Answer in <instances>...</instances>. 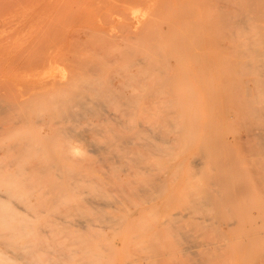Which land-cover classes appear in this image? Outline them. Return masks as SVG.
<instances>
[{"label": "bare ground", "instance_id": "bare-ground-1", "mask_svg": "<svg viewBox=\"0 0 264 264\" xmlns=\"http://www.w3.org/2000/svg\"><path fill=\"white\" fill-rule=\"evenodd\" d=\"M209 3L210 1H208ZM262 4L264 5L263 0L253 2L252 11L255 12L257 19L254 26L257 35V77L264 93V10H261ZM198 6L200 5L198 4ZM207 6L213 8L212 10L207 9L208 12L212 11L209 15L207 14L208 17L200 20V22L197 21L196 17V22H192L194 29L191 26H186L187 29L190 27L189 30H193V34L189 30L190 33L187 34V31L185 34L183 27L180 25L182 31L177 32L175 41L172 40L169 46L168 40L170 39L164 41L168 36L166 33L165 37L160 35L163 38L158 36V39L159 37L164 39L161 41L165 46L160 47L157 44V47L152 48L153 45H151L154 52L151 50L152 52L146 54L147 57L141 54V56L138 55L139 57L134 55V58L131 59L132 56H128L130 61L126 60L129 63L126 60L123 61L127 62L126 67L125 63H120L119 58V63L125 67V70L122 67L123 73L125 71L126 74L122 73V76H119L117 72L120 71H117V68L120 66L112 68L118 74L115 80L118 81L117 84L114 81L115 77L114 79L111 78V70V73L106 71L108 74L110 73L111 77L108 75L107 78V75L104 76L103 73V70L106 69L104 66L109 63L106 58L113 61L116 58L115 54L110 59L105 53L103 54L105 58L100 56L99 64L101 63L100 59H105L103 61L107 62L105 65L102 64L103 62L101 63L104 69L99 64L89 63L90 60L88 64L78 60L79 63L82 62L85 66V68L82 67L84 71L80 68L85 83L82 85L77 82L76 84V97L72 101L75 103L76 108L70 106L61 113L62 118H66L68 121L73 119L77 121V128H74V131L70 125H66L61 131L83 138L82 145L79 142L70 144V149L76 156L79 167L83 162L81 159H84V171L81 172L79 169L75 170L73 168L63 171L64 175H72L74 179L77 178V180H69V183H67V190L69 191L64 197L65 203L71 205L74 209L72 222L80 228L77 229L78 233L73 235H49L47 240L50 241L47 242L39 239L37 242L31 243L18 241L5 244L8 247L20 246V249L0 250V264H113L110 255L115 256V254L110 252V248H108L110 245L101 243L98 240L95 241V236L104 235L106 228H112L115 225V209L118 204L130 200L131 197L139 202L154 198L163 190L171 188L170 185L178 184L184 169L185 180L181 182L180 186L189 189L187 203L185 207L169 212L166 220L161 224H170L177 230V235L179 232L182 238L185 237L183 240H187V237L192 234L189 231V235L187 234L189 229H186L185 226L186 230L183 228L184 221L182 222V220L190 217V223H193L192 220L195 221L194 226L191 224L194 230L191 229L192 226L189 225V221L187 222V228L191 226L190 230L195 231L193 233L198 232L200 226L206 228L211 226L212 229L216 230V233L225 238L224 226L228 229L234 222L231 217L227 220V196L241 194L249 188V183L255 184L258 189H264V99L258 101L259 105L251 106L252 100L237 98L239 88L236 83L238 82H234L233 85L230 80V71L233 72L229 57L230 46L228 44L230 36V1L212 0V6ZM157 8L160 11L153 8V12L155 14L159 11V13H156L157 15L152 14L154 17L159 15L157 20L160 22L161 9L158 5ZM144 11L146 12V9ZM137 12L139 14L141 11L138 10ZM190 13H192V10ZM152 14L150 13V15ZM181 15L179 17H187ZM157 20L155 22H158ZM165 21L168 27L169 21L167 19ZM191 21L192 19L186 22ZM119 24L121 25V23ZM159 24L162 23L157 25ZM142 26L144 25L142 24ZM138 28L141 30L140 27ZM160 28L159 32L156 31L158 32L157 35L170 31L171 25L170 30L161 28L162 31H160ZM163 30L167 31L163 33ZM122 38L123 40L126 39L124 36ZM105 39L107 38L105 37ZM88 41L86 42L88 43ZM140 41H142L141 37ZM129 43H132V41ZM98 44L96 43V48H99ZM126 44L125 42L124 45ZM127 45L121 47L126 50L130 48ZM184 45L187 47L185 50L182 48ZM110 47L115 46L111 45ZM76 48L80 49L79 46ZM147 49L150 50V47ZM114 50L116 49L114 48ZM128 50L131 53V49ZM98 54H100V51ZM75 56L77 57L76 53ZM82 56L84 57L83 54ZM93 56L94 54H92ZM174 58L176 65L171 63V59L174 60ZM62 60L64 63L65 60L68 61L65 63L67 66L72 64L69 63L72 62V59H65L64 57ZM114 60L118 63L117 59ZM97 61L95 59L94 62ZM113 64L110 63V65ZM110 68L108 66L107 69ZM65 69L63 74L67 76ZM73 69L75 70V68ZM234 71L239 72L237 68H234ZM101 72L102 75H99ZM234 77L237 79L239 75H234ZM87 88H89V92L87 91V94H84ZM206 88L209 90L205 91L204 94L203 90H207ZM109 102L114 103L116 106L110 107ZM4 107L2 106L1 109ZM233 112L234 115H231L230 113ZM231 116H233L232 121ZM83 118L86 119L85 124L81 125ZM226 121L227 130L222 127V123L225 124ZM232 124L235 125L233 128ZM81 152H84L82 158L80 156ZM57 157L61 160L59 155ZM52 167L59 169L58 162H54ZM113 171L117 172L112 173ZM123 176H126V178H123ZM73 192H76V196ZM51 198L58 199L59 195L54 194ZM14 199L8 188H0V206H4L5 210H8L6 209L8 206H15ZM75 200L76 206L73 202ZM26 212L28 215L26 217L17 218L15 216L16 218H9L5 216L8 211H5V214L0 216V222L5 223L11 229L15 228V226L10 227L11 222L34 220L31 212ZM63 218L65 217L59 210L52 211L51 221L53 224L49 228L43 227L42 230H59L60 225L58 222H61ZM216 218L218 223L220 222L219 224L216 222ZM220 218L221 221L218 220ZM197 219L202 220L199 223L200 226L197 224ZM65 221L70 222L69 220ZM179 222L183 225L181 223L180 225ZM84 228L88 232L87 235L81 233ZM182 229L184 230L182 231ZM207 229L211 230L210 228ZM207 229H200V235H203L201 230L207 232ZM218 234L216 235L219 236ZM204 235H207V233ZM213 235L214 233L212 237L215 236ZM205 237L206 242L205 240L202 242L205 245L209 240L206 245L208 248L211 246V244L209 245L210 240L216 243V239L207 240ZM221 241L220 239L218 244L224 243V241ZM189 243L187 246L192 247L190 251L195 252L196 248L195 250L193 248L198 246L197 243H190L191 245ZM215 243L212 244L214 248L217 245ZM242 243L240 250H235L229 254L228 264H264V233L255 236L249 235ZM179 245L182 246L181 243ZM220 245H217V248ZM254 247H257V249L254 250ZM217 248L215 251H217ZM181 251H183L182 248ZM183 254H186V252H183ZM205 254H203L204 259L207 258V254ZM220 255L217 256L216 260L224 254L220 253ZM191 257H194V255ZM196 263L198 264V262Z\"/></svg>", "mask_w": 264, "mask_h": 264}, {"label": "rangeland", "instance_id": "rangeland-1", "mask_svg": "<svg viewBox=\"0 0 264 264\" xmlns=\"http://www.w3.org/2000/svg\"><path fill=\"white\" fill-rule=\"evenodd\" d=\"M208 1L211 4H208ZM229 1L230 36L228 44L230 46L231 68H233V72L232 70L230 71L231 84L238 82L236 83L239 88L237 98L250 99L253 101L250 105L257 106L259 105L258 101L264 99V93L260 87L261 83L257 77L258 72L256 69L258 66L256 56L257 35L254 26L257 19L255 12L252 11L253 2L256 0ZM187 4L189 5L187 6ZM157 5L161 9V19L159 17V20L163 22L157 20L159 15L156 16L157 18L154 17L160 11ZM207 5L212 6V0H166V3L165 0H143V3L142 0L140 2L139 0H0V188H8L10 194L15 198L13 200L15 206H8L6 208L8 210H5L4 206H0V216H3L4 212L8 211L5 216L21 218L28 216L26 211H29L34 217V220L31 219L30 221L17 220L11 222L9 224L11 225L10 227L15 226V228L11 229L5 223L0 222L1 251L20 249V246H6L5 244L8 243L18 241L31 243L37 242L39 239L47 242L50 241L47 240L49 235H73L78 233L77 229L80 227L72 222L74 209L71 205L65 203L64 197L69 191L67 190V183H69V180L73 181L74 178L72 175H64L63 171L71 168L79 169L81 172L84 171V159H81L83 162H81V167H79L76 156L70 149V144L79 142L82 145L83 138L61 131L66 125H70L72 129L77 128V121L74 119L68 121L66 118L61 117V113L70 106L76 108L75 103L72 102L76 97V84L77 82L82 85L85 83V78L82 76V70L84 71L85 68L83 63L88 64L90 60L89 63L97 65L99 64V58L103 57L104 53L109 59L115 54L116 58H113L117 59L118 63L114 59L113 62L112 59L108 60L106 58L109 63L104 62L105 59H100V62H103L102 64L105 65L107 63V66H104L106 69L103 68L101 63L99 64L104 69V76L107 75L108 78L109 75L113 79L115 77V81L117 75L119 74L120 76L123 73V69L125 70L126 63H129L131 56V59L134 58V55L136 57L138 55L141 56V54L147 57L157 44L160 47L165 46L161 41L164 39H160V37L163 38L160 35L166 36L168 34L164 41L169 38V46L172 40L173 42L175 41L177 32L182 31L180 30L181 26L185 34L190 29V27L187 29L186 26H191L194 29L192 22L196 20V17L197 21L200 22L212 12L207 11L210 8ZM182 6L183 8H181ZM153 8L159 11H155L156 13L154 14ZM145 9L146 12L144 11ZM190 9L192 13H190ZM212 9L211 7L210 10ZM138 10L141 11L139 14ZM261 10H264L263 4ZM175 11L179 14H176ZM150 13L154 15L152 14V16ZM180 14L187 17H179ZM138 18L140 19L138 20ZM155 19L158 22H155ZM166 19L170 22H168V27L166 26ZM190 19H192L191 22H186ZM158 23L162 24L157 25ZM158 27L170 31L165 32L167 30H163L165 34L159 33L157 35L159 32ZM161 28L160 31H162ZM191 30L189 31L193 34V30ZM189 31L187 34L190 33ZM103 36L104 38H102ZM123 36L126 39L123 40ZM158 36H160L159 39ZM98 37L101 38L100 43L98 42ZM140 37L142 41L139 42ZM124 41L127 44L132 41V43L128 44L130 46L128 49H131V53L130 50L122 48L127 45H124ZM95 42L99 43V48H96ZM76 45L80 49L76 48L78 47ZM109 45L115 47H110ZM140 45H142V48ZM132 47H134L133 50ZM149 47L150 50L147 49ZM182 48L185 50L187 47L184 45ZM98 50L100 54H98ZM127 50L129 51L128 53ZM92 51L93 57L90 54ZM109 51L111 53H108ZM105 55L103 58H105ZM64 57L65 59H72V62H69L72 64L68 63L69 65L67 66L65 63L68 61L65 60L64 63L62 60ZM151 57H153L152 54ZM94 58L98 60L96 63ZM119 58L121 60L120 63L129 58V61L123 62L125 67L119 63ZM172 59L171 63L176 65L175 58L174 60ZM78 60H82L83 63H79ZM110 63L114 64L110 65ZM69 66L70 68L68 69ZM108 66L111 68L107 69ZM82 67L84 68L82 69ZM113 67H119L120 69L117 68V71L120 72L113 71ZM234 68H237L239 72L236 73ZM64 69L67 76L63 74ZM106 71H109L111 76ZM99 75H102V72ZM234 75H239V77L236 79ZM117 83L118 81H115V84ZM208 90H203L204 94ZM87 91L89 92V88L85 90L84 94H87ZM109 104L111 105L110 107L116 106L111 102ZM2 106L5 107L1 109ZM230 114L234 115V112ZM85 120L84 118L81 120V125L85 124ZM233 126L235 125L232 124V128ZM222 127L227 130V121L225 124L222 123ZM57 155L60 156L61 160L58 159ZM80 156L82 158L84 152H81ZM54 162H58L59 169L52 167ZM54 170L56 171L55 174ZM116 172L113 171L112 173ZM123 178H126V176H123ZM75 179L77 180V178ZM184 180L185 169L182 171V178L179 179L178 184L170 185L171 188L163 190L154 198L139 202L134 197H131L130 200H125L118 204L115 209V225L112 228H106L104 235L95 236V241L98 240L101 243L110 245L108 246L110 252L115 254V256L110 255L113 264H190L191 262H195L194 264H197L196 262L198 264H213L219 259L218 264L221 262H223L221 264H228L229 254L235 250H240L243 244L242 241L245 238L249 235L255 236L259 233H264V189H258L255 184L249 183V188L241 194L227 196V220L231 217L234 222L228 229L226 226H224L225 228L223 227L226 234L225 238L216 233V230L212 229L213 227L211 226L207 227L211 230L201 227L199 223L202 220L197 219V224L200 226L199 231L202 228L207 229V232H205L206 230H201L203 235L207 233L204 237L206 236L207 240L216 239V243L210 240L209 245L211 244V246L209 248L211 250H209L206 246L209 240L204 245L202 241L205 240L206 242V239H204L203 235H200L199 231L193 233L195 232L193 231V223L195 221L192 220L193 223H190V217H188L182 220L184 225L181 222L179 224L181 223L184 229L185 227L189 229L187 234L189 231L193 236H186L189 241L183 240L185 235L182 238V235L179 232L177 235V230L170 224L161 223L166 220L169 212L185 207L189 189L185 186H180ZM54 194H58L59 198L52 199L51 197ZM73 194L76 196V192H73ZM73 202L76 206V200ZM54 210H59L65 217L61 222H58L60 229L57 231L42 230L43 227L49 228L53 224L51 216ZM40 216L41 218H39ZM191 218L194 219L192 216ZM217 218L215 220L218 223ZM218 220L221 221V218ZM187 222L189 225H193H191L192 227L190 226L193 230H190V227L187 228ZM197 224L195 225L196 227ZM212 231L215 235H213L214 237H212ZM81 233L82 235H87L86 233L88 232L84 228ZM220 239L224 241V243L221 241V245L218 244ZM189 242L191 244L197 243L198 246L193 248V250L196 248V253L190 251L192 247L187 246ZM180 243L182 246L179 245ZM213 243L220 245L218 248L217 245L215 246L217 251H215L216 248L213 247ZM181 248L183 251H181ZM186 248L190 251L189 254ZM255 249L257 247H254ZM183 252H186V254H183ZM191 253H195L193 254L194 257H191L193 256L190 255ZM204 253L207 254L205 259L203 258ZM212 253L214 254L213 257ZM220 253L224 255L216 260L217 256H221ZM211 258L213 259L211 260Z\"/></svg>", "mask_w": 264, "mask_h": 264}]
</instances>
